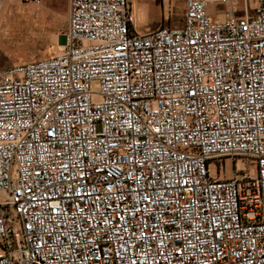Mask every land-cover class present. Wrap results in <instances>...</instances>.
I'll list each match as a JSON object with an SVG mask.
<instances>
[{"label":"built area","instance_id":"2783aa9c","mask_svg":"<svg viewBox=\"0 0 264 264\" xmlns=\"http://www.w3.org/2000/svg\"><path fill=\"white\" fill-rule=\"evenodd\" d=\"M69 1L67 44L0 71V264H264V0L146 32Z\"/></svg>","mask_w":264,"mask_h":264},{"label":"rangeland","instance_id":"374dc122","mask_svg":"<svg viewBox=\"0 0 264 264\" xmlns=\"http://www.w3.org/2000/svg\"><path fill=\"white\" fill-rule=\"evenodd\" d=\"M137 26L141 32L162 27H182L185 0H170L172 15L165 19L163 0H135ZM254 6V2H250ZM218 6L212 15L223 13ZM70 1L42 0L40 5L0 0V71L51 58L67 44ZM230 162V161H229ZM242 159L228 163L240 169ZM229 168L226 176L231 177ZM20 230V226H16Z\"/></svg>","mask_w":264,"mask_h":264}]
</instances>
